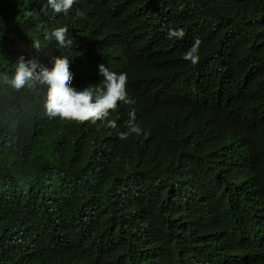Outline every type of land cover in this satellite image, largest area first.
Here are the masks:
<instances>
[{
  "label": "trees",
  "instance_id": "1",
  "mask_svg": "<svg viewBox=\"0 0 264 264\" xmlns=\"http://www.w3.org/2000/svg\"><path fill=\"white\" fill-rule=\"evenodd\" d=\"M113 4L116 8L105 16L125 31L118 41L124 60L131 63V89L157 117L143 116L139 138L124 143L109 137L98 123L60 122L55 128L48 124L29 133L32 143L43 140L46 147L25 155L17 168L33 164L38 168H25L24 175L32 176L36 169L37 178L45 181L43 172L61 169L66 157L90 154L95 158L89 175L93 179L113 181L131 173L150 186L165 181L167 175L185 183L203 177L222 217L205 244L209 250L196 256L193 264H264L260 236L264 231V13L246 22L252 0H113ZM165 5L180 20L204 26L196 65L183 59L193 43L168 38ZM50 31L47 10L22 16L17 27L1 31L0 38L4 48H13L18 41L32 43L29 52L43 62L67 57L75 82L83 84L79 59L46 39ZM37 41L39 51L33 48ZM9 95L4 93L0 101ZM30 100L13 103L19 108L17 120L32 105ZM39 121L37 113L35 123ZM62 212L66 215L58 217L60 224L57 220L51 224L62 238L60 251L48 264H98L102 248L127 246L122 230L98 235L90 244L83 242L97 216L83 200L75 208H59Z\"/></svg>",
  "mask_w": 264,
  "mask_h": 264
},
{
  "label": "clouds",
  "instance_id": "2",
  "mask_svg": "<svg viewBox=\"0 0 264 264\" xmlns=\"http://www.w3.org/2000/svg\"><path fill=\"white\" fill-rule=\"evenodd\" d=\"M115 8L113 0H0V32L16 28L22 16L48 10L51 31L45 38L79 59L85 75V82L77 84L67 57L43 62L29 52L30 43L18 41L15 47L4 48L0 38V96L10 93L0 101V264L52 262L62 238L51 224L57 220L59 225L58 217L66 215L59 214V208H75L82 200L97 215L96 226L88 229L84 243L119 230L122 242L128 243L110 251L102 248L98 264H193L196 256L209 250L205 244L222 214L203 177L185 183L167 175L165 181L150 186L131 173L113 181L93 179L89 175L95 158L90 154L66 157L61 169L43 172L45 181L37 178L36 169L32 176L24 175L25 168H38L33 164L17 168L25 155L46 147L43 140L32 143L29 133L48 124L55 128L60 122L98 123L109 137L124 143L139 138L143 116L157 117L131 89V63L124 60L118 41L124 29L107 22L105 16ZM259 13H264V0H252L246 22ZM165 19L169 39L193 43L183 59L196 65L204 26L180 20L168 5ZM33 48L40 50L38 41ZM24 98L31 99L32 105L17 120L19 108L13 103ZM37 113L40 121L36 124ZM262 218L264 224V213ZM260 236L264 238V231Z\"/></svg>",
  "mask_w": 264,
  "mask_h": 264
},
{
  "label": "bare ground",
  "instance_id": "3",
  "mask_svg": "<svg viewBox=\"0 0 264 264\" xmlns=\"http://www.w3.org/2000/svg\"><path fill=\"white\" fill-rule=\"evenodd\" d=\"M39 36H40V35H39ZM39 36H38V38H39ZM41 37H42V36H41ZM38 38H37V39H38ZM33 39L36 41L35 38H33ZM31 40H32V38H31ZM39 40H41V39H39ZM39 40H38V41H39ZM31 44H32V43H31ZM52 45H53V44H52ZM226 121H228V120H226ZM242 224H244V223H242ZM238 236H239V235H238ZM234 243H235V242H234ZM156 255H158V254H156Z\"/></svg>",
  "mask_w": 264,
  "mask_h": 264
}]
</instances>
